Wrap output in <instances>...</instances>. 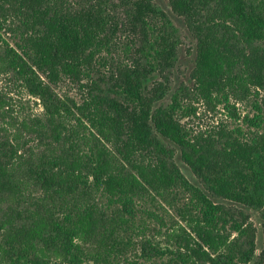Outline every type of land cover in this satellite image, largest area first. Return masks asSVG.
I'll return each instance as SVG.
<instances>
[{
    "label": "trees",
    "instance_id": "1",
    "mask_svg": "<svg viewBox=\"0 0 264 264\" xmlns=\"http://www.w3.org/2000/svg\"><path fill=\"white\" fill-rule=\"evenodd\" d=\"M168 2L172 95L155 0H0V264H264V0Z\"/></svg>",
    "mask_w": 264,
    "mask_h": 264
},
{
    "label": "rangeland",
    "instance_id": "2",
    "mask_svg": "<svg viewBox=\"0 0 264 264\" xmlns=\"http://www.w3.org/2000/svg\"><path fill=\"white\" fill-rule=\"evenodd\" d=\"M156 4H158L163 10H165L174 24L180 29L181 36H182V45L179 48V61L176 68V71L174 73L173 79H172V85L173 90L172 93L182 84L187 83L190 73L192 72L194 68V62H195V56H196V41L189 32L187 26L185 25L183 19L176 14L173 13L169 6L168 0H155ZM170 96L166 98V101L170 100ZM222 118L225 119L224 116ZM213 120L211 116H204L203 119L199 122L200 126H210L212 124ZM197 123V124H199ZM174 146V145H173ZM175 162L183 172V174L187 177L189 181H191L196 186L201 187V184L199 180L196 178L194 173L191 171V169L186 165L181 157H180V151L177 149V154L175 156ZM215 201L219 204H224L227 206H234L237 209H243L247 211L251 215V220L255 224L257 228V254L260 253L264 246V233H263V225L264 221L261 218L260 214L254 210H250L248 208H245L241 205H235L227 200L222 199H215Z\"/></svg>",
    "mask_w": 264,
    "mask_h": 264
}]
</instances>
